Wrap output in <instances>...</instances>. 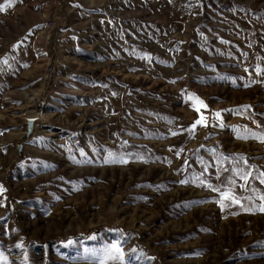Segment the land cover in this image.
<instances>
[{"label":"rangeland","instance_id":"rangeland-1","mask_svg":"<svg viewBox=\"0 0 264 264\" xmlns=\"http://www.w3.org/2000/svg\"><path fill=\"white\" fill-rule=\"evenodd\" d=\"M0 8V26L18 19L0 32V264H264V0ZM54 39L67 66L41 95L44 70L23 87L2 52L46 64ZM37 96L46 123L22 143Z\"/></svg>","mask_w":264,"mask_h":264},{"label":"crops","instance_id":"crops-1","mask_svg":"<svg viewBox=\"0 0 264 264\" xmlns=\"http://www.w3.org/2000/svg\"><path fill=\"white\" fill-rule=\"evenodd\" d=\"M18 19H15V17L10 18L8 20V24H1V26L5 28L9 27L11 28V25L16 23L17 24ZM0 26V32H3L5 30H3ZM43 32V31H42ZM42 35V33H41ZM40 35V36H41ZM11 40L13 41V36L10 38L8 37V41L11 42ZM30 47H21V46H17V45H10L7 47V49H3V57L6 60H11L8 61L7 65L10 67L11 63L13 62V64H15V69L20 70V74L18 75V77L22 78V86L23 87H27L30 86L34 83H37V81L39 80L40 74L42 73V71L44 70L46 64H45V56L44 57H38L34 54L33 49H29ZM28 50V52H23L24 54L26 53V56L24 55L21 58H17L18 54H21L22 50ZM1 53V51H0ZM23 58L26 61H23ZM11 62V63H9ZM5 63V62H4ZM9 95V93H8ZM39 130V129H38ZM40 131H37V133L35 134V139L38 137V135L40 134ZM32 142V141H31Z\"/></svg>","mask_w":264,"mask_h":264},{"label":"snow or ice","instance_id":"snow-or-ice-1","mask_svg":"<svg viewBox=\"0 0 264 264\" xmlns=\"http://www.w3.org/2000/svg\"><path fill=\"white\" fill-rule=\"evenodd\" d=\"M3 10H4L3 8H0V11H3ZM199 103L203 105V102L202 101H200ZM203 107L206 108L207 106L206 105H203ZM196 111L197 112H200V109L197 108ZM214 115L217 118H219L221 114L219 112H217ZM197 125L207 126L206 117H204L203 114H201L200 115V118L195 121V123L192 125V128H195ZM260 139L262 140V142H264V136H261ZM109 155L112 156L113 154L110 153ZM241 160L244 162L245 165H247V160L244 157H240L237 160V163H239V161H241ZM120 162L121 163H126L127 161L124 160L123 158H120ZM233 171H235L236 175L239 177V179L241 181L247 182L249 179H252L253 178L252 177V171L251 170L241 171L239 168H235V169H233ZM255 179H258L261 184H264V172L260 173L259 176L255 177ZM181 183H187V181H181ZM201 183L205 184V186H207L209 188H212V190H214V191H218V189H215L213 187V185L211 183H208L206 180H202ZM229 184H231V181H229ZM245 190H248V189L245 188ZM2 191H3V188L0 187V192H2ZM251 191H255V189H251ZM227 199H230L231 202L234 203V204H239L244 211H252L251 208L246 207L242 203V199L241 198H237V196L235 194H232L231 196H229V193L228 192H224V191L221 192V201H220V204H221V207L222 208L225 207V204L223 203V201L224 200H227ZM248 199L251 200L252 198L251 197H248ZM259 199L261 201H264V195H261L259 197ZM259 211L264 212V204H261L259 206ZM113 249H114L115 255L114 256H111V253H109V255L111 256V258H113V259H122V252L119 249V247L116 246V245H114L113 246Z\"/></svg>","mask_w":264,"mask_h":264},{"label":"built area","instance_id":"built-area-1","mask_svg":"<svg viewBox=\"0 0 264 264\" xmlns=\"http://www.w3.org/2000/svg\"><path fill=\"white\" fill-rule=\"evenodd\" d=\"M56 22H57L56 16H54L53 18H51L49 20L46 19V21H45V24H46L45 29H44L45 31L42 33V36L44 34V36L42 37V40L45 41V45L48 43H51L52 33L56 29ZM54 41H55V44L53 46H51V48H49L50 51H49V53L46 54L47 63H46V67L44 69V73H43L41 80H40L41 89H43V92L41 93V95H44L46 93L45 91H48V88L51 87V85L54 81V78L57 75V72L60 70H63V68L67 66L65 61H62L60 58L58 60V58H57L58 53L57 52H55L56 57H55L54 63L51 62L55 56L52 49L56 50V48L58 46L55 39H54ZM39 101H40V103H39ZM39 101H38L39 104L37 105V108H40L41 113H44L46 99L40 100V98H39ZM29 120L34 121V123L39 122L38 121L39 118L29 119Z\"/></svg>","mask_w":264,"mask_h":264},{"label":"water","instance_id":"water-1","mask_svg":"<svg viewBox=\"0 0 264 264\" xmlns=\"http://www.w3.org/2000/svg\"><path fill=\"white\" fill-rule=\"evenodd\" d=\"M34 121L30 120L27 122V128H26V132L24 134V136L22 137V143L28 141L32 135H33V132H34ZM20 153L22 152V149H23V146H19L18 147Z\"/></svg>","mask_w":264,"mask_h":264},{"label":"bare ground","instance_id":"bare-ground-1","mask_svg":"<svg viewBox=\"0 0 264 264\" xmlns=\"http://www.w3.org/2000/svg\"><path fill=\"white\" fill-rule=\"evenodd\" d=\"M38 101H39V96H37V98H35L34 99V103H36V106H34V107H29V109L31 108L32 110H34L35 111V113H36V115L38 116V117H36V118H39V122H36V124H37V127L39 126H44V124L46 123L45 122V120H42L43 118H45L46 116H45V113H41V111H40V108H37V105L40 103V101H39V103H38ZM44 116V117H43ZM43 117V118H42ZM35 117L33 118V119H36ZM42 118V119H41ZM40 120H42V121H40ZM38 129V128H37Z\"/></svg>","mask_w":264,"mask_h":264}]
</instances>
